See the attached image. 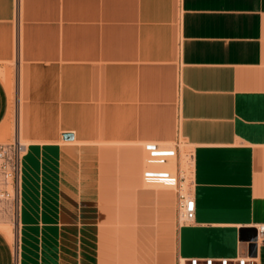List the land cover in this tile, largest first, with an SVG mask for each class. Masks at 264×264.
<instances>
[{"label": "crops", "instance_id": "obj_1", "mask_svg": "<svg viewBox=\"0 0 264 264\" xmlns=\"http://www.w3.org/2000/svg\"><path fill=\"white\" fill-rule=\"evenodd\" d=\"M12 61L30 143L0 264H264V0H0V64ZM12 91L0 75V126ZM175 136L191 147V224L174 190L141 179L146 144L174 149L179 168ZM66 153L92 156L89 250L74 241Z\"/></svg>", "mask_w": 264, "mask_h": 264}, {"label": "rangeland", "instance_id": "obj_2", "mask_svg": "<svg viewBox=\"0 0 264 264\" xmlns=\"http://www.w3.org/2000/svg\"><path fill=\"white\" fill-rule=\"evenodd\" d=\"M0 75H7L11 80L13 86L12 96L10 98V107L8 118L0 126V143H10L13 141H19L24 145H28L30 142L25 136L24 132V86L23 75L18 74V67L15 61L4 62L0 64ZM170 146L176 144L179 151L180 168L184 173L189 176L190 159L189 153L191 147L180 137H173L171 139ZM147 155V153L145 154ZM24 154L22 155V157ZM92 156H84L79 154V160L76 162L71 160V155L64 154L62 159V174L64 178V184L66 185L65 192L67 196L75 199L71 204H67L70 207V211L78 214L75 219L77 227L80 229V234L74 236V241L82 249V245H87L89 250L92 242L91 234V207H92ZM50 158V156H49ZM53 159V157L51 156ZM50 158V159H51ZM40 155L38 156V163ZM44 162V158L40 159ZM186 160L188 161L186 165ZM44 167V166H43ZM45 168V167H44ZM146 186V185H144ZM148 188H155L153 186H146ZM69 211V212H70ZM89 215V218L84 216ZM4 227L10 229L12 234V244L16 245L19 237V224H18V210L16 194L13 200L0 203V229ZM85 227L87 230L81 232V228Z\"/></svg>", "mask_w": 264, "mask_h": 264}, {"label": "built area", "instance_id": "obj_3", "mask_svg": "<svg viewBox=\"0 0 264 264\" xmlns=\"http://www.w3.org/2000/svg\"><path fill=\"white\" fill-rule=\"evenodd\" d=\"M25 145L18 140L10 143H0V203L13 200L16 194L17 180L20 173L21 158ZM147 153L141 173L144 185L155 188H170L176 194L177 223L191 224L194 220L195 202L193 197L192 170L187 176L178 164V155L174 149L166 146L146 144ZM191 161V152L189 153ZM159 163H171L172 169L161 170L155 167ZM258 239L264 242V223L255 226ZM176 264H184L178 260ZM186 264H257L255 258L236 256L233 258H197L186 260Z\"/></svg>", "mask_w": 264, "mask_h": 264}, {"label": "bare ground", "instance_id": "obj_4", "mask_svg": "<svg viewBox=\"0 0 264 264\" xmlns=\"http://www.w3.org/2000/svg\"><path fill=\"white\" fill-rule=\"evenodd\" d=\"M187 163H188V161L186 160V165H187ZM191 164H192V160L190 161V167H191L190 170H192V165ZM155 167L158 168V169L166 170L167 171V170L172 169V164L171 163H159V164H156ZM3 231L6 233V235H7L8 238H11V231H10L9 228L4 227L3 228Z\"/></svg>", "mask_w": 264, "mask_h": 264}, {"label": "water", "instance_id": "obj_5", "mask_svg": "<svg viewBox=\"0 0 264 264\" xmlns=\"http://www.w3.org/2000/svg\"><path fill=\"white\" fill-rule=\"evenodd\" d=\"M64 137L67 139V138H70L71 136L70 135H64Z\"/></svg>", "mask_w": 264, "mask_h": 264}]
</instances>
